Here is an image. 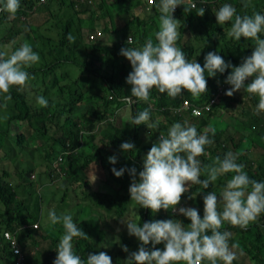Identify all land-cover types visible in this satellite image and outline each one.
<instances>
[{
	"label": "trees",
	"instance_id": "trees-1",
	"mask_svg": "<svg viewBox=\"0 0 264 264\" xmlns=\"http://www.w3.org/2000/svg\"><path fill=\"white\" fill-rule=\"evenodd\" d=\"M51 1L20 0V8L16 13L17 18L15 21H21L18 19L20 15L25 16L33 11L38 10L39 12L48 8ZM85 2L83 0L78 2L70 0L67 3L62 0L60 2L62 5L59 7L62 12L64 5L78 11L76 22L65 20L60 27H55L56 29L51 36L44 37L36 30H33L37 45L31 47L33 51L38 52L45 60H40L38 64L26 69L30 75L35 77L28 82L29 88H22L18 91L16 87H13L10 92L12 99L9 101H4L3 95H0V164H3L5 160L12 163L15 160L19 162L17 156L12 158V155L15 154V149H19V152L24 151L27 146L34 144L32 149L34 157L37 151L40 152L42 150L43 155L40 154V156L48 162L49 171L51 165L52 171V161L61 154V160L57 161V163L62 168L64 176H60L62 180L60 179L55 187L59 192L58 197L55 196V192L51 193L57 200L53 208L57 215L62 211L61 206H59L60 202H64L71 191L75 193L77 187H79L83 189L81 193H89V189L86 188L88 183L84 178L85 176L87 177L88 172L91 173V169L95 165L101 170L100 174L96 172L99 175V178H97L98 182L114 186L122 194L107 196L100 191H93L90 195L96 197L97 201L89 203L90 207L101 209L103 207L107 212V216L105 218L98 212L102 219H110L111 214L116 220L126 219L130 211L128 189L132 182L128 169L135 167L138 174L143 169L146 153L152 144L157 141L159 134L163 133L166 135L167 129L175 122L182 124L187 122L188 125H195L198 133H201L209 125L216 129L214 143L205 147L208 160L205 159L204 155L198 157L202 162V166L209 165L207 161H210L211 158L215 159L219 156L222 159L225 155L224 151L231 150L232 152L242 153L238 157L237 163L245 165L244 171L247 172L250 178L264 181V155L257 153L264 148V112L259 114L255 112L259 102L258 96H252L246 91L240 90L229 97L224 92L211 111L202 112L199 116L190 115L187 111L179 114L173 109L185 100L192 105L198 106L207 102L216 93L217 83L225 80L232 69L227 68L224 73H217L214 77L208 76V73L205 72L208 92L201 95L199 99L193 98L186 90H182L181 96L173 99L166 93H159L153 88L148 102L140 101L133 97V103L129 106L122 102V98L131 95V85L126 83V77L132 70L131 65L130 62L125 61V57L120 55V53L119 55L117 54L118 58L114 60L112 57L116 52L113 47L120 50L122 47H132L133 43H137L136 47H142L148 39H152L154 43L156 42L155 33L159 30L158 18L160 15L156 4L159 3V0H155V3H152L149 7H142V12L145 14L142 17V12L140 15L132 14L131 18L125 21L121 28L113 26L112 30L111 28L107 29L108 27H101L104 32L111 30L117 38L115 42H111V48L95 42L96 40H88L89 42H95L90 44L81 40V21H87L90 29V26L96 24L95 17L103 18L108 16L112 24V16L117 13L114 12L113 7H124V11L127 13L139 4L135 0H111L110 3H107L106 0H100L98 13L96 14L95 9L87 1ZM205 2L203 16L197 15L198 9L202 7L199 3L196 4L195 8L189 6L187 2L176 7L173 15L175 19L179 20L181 25V35L177 40L176 46L182 49L189 61L194 59L202 67L205 62L204 56L210 51L216 52L233 66H239L244 57L251 55L255 46L254 42L245 40L243 37L239 41L229 38L227 32L231 27V22L223 26L217 24L215 12L223 4L230 3L237 9V14L251 15L253 10L264 14V0H251L254 8L248 9L242 6L244 0H205ZM77 5H79V8H76ZM82 14H87L88 16L85 18L81 16ZM11 21L6 18V12H0V31L3 26L10 24ZM48 29L51 31L52 28L48 27ZM93 30L90 29L88 34ZM148 32L150 35H147ZM200 33L204 34V37ZM69 34L74 38L79 36V40L70 42L68 40ZM129 35L134 41L131 44L126 40ZM215 35L219 36L213 37ZM260 35L261 38H264V33ZM4 38H6L5 35L0 33V44ZM9 38H12V35H9ZM39 40L49 41L51 43L50 48L46 50L38 49V46H40ZM87 47L91 52V54L88 53L92 55L91 57H88L83 51ZM75 48L79 49L80 60H78L77 56L72 55ZM0 51H3L1 45ZM98 53H100L102 60H106L109 65L108 68L104 69L106 66L103 65V61L98 65L93 64L94 60H99L96 55ZM107 60L113 61L108 62ZM63 64L68 69L74 66L77 68L83 67L87 70L88 75L85 79H97L99 82L97 90L93 91L95 87L90 83L91 89L83 91V83L78 82V77L74 70L72 72L75 77L72 79L67 69L62 71V77L57 75L54 79L48 78L54 69L61 67ZM96 67L98 68L97 70ZM102 69L103 73L99 71H102ZM60 78L64 81L61 82ZM250 81L251 78L246 80L245 84ZM32 90L48 101L47 107L38 105L37 97L33 98L32 96ZM123 107H127V109L122 113ZM235 107L238 109V114H234ZM145 108L150 111L151 119L149 123L158 122V128L153 129L148 128L145 124L132 125L130 123V119ZM127 110H129L130 114L125 120H122V117L125 118L128 115ZM110 116H118L120 119L119 123L114 124V119L110 120ZM156 118L160 120L157 121ZM214 119H217V121L212 123ZM236 125L246 127V137L241 136L237 140L234 139L235 134L232 130L238 127ZM144 135L148 137V142L142 141ZM211 135L209 133L210 137ZM97 136L98 140L95 139ZM244 137L247 138L248 144L252 146L250 154L246 150L244 141L241 142ZM99 142L101 145H99ZM123 142L133 143L134 149L127 153L123 152L120 149V145ZM138 144L140 145L138 146ZM229 146L230 148H228ZM111 156L117 157L115 164L109 162V157ZM34 167V164H28L16 170L17 182H11L6 178L12 173L6 168H0V264H14L16 257L8 241L4 238L3 233L5 230L10 231L15 236L17 244L23 251L22 264H53L56 258V249L61 236H55L57 234H54V232H51L53 235H49L46 229L42 230L43 224L41 220L44 221L47 218L49 209L43 210L39 208L36 214L25 204L26 198L17 195L18 190L14 186V184H23L24 186V183L27 186H32L36 185L37 181V184L43 187V190L47 189V185L43 182L45 174L38 173L34 177L35 180L28 178L34 172ZM112 168L117 170L124 168L125 171L121 177H116L111 171ZM51 171L50 173L52 174ZM50 173H46V175L49 176ZM230 175L231 173H227L225 177L228 178ZM205 178V176L200 177L201 180ZM225 183V181H216V185L209 192L215 191L219 198ZM190 190L192 191V198L189 201L192 205H200L201 209L198 212L202 218L203 196L207 194V191L206 189H201L200 185H192ZM33 193L38 195L41 192L33 190ZM198 195L202 196L201 200L196 198ZM136 206L138 213L137 222L141 226L144 222L163 220L165 218V215L160 211L152 213L150 209L139 207L137 204ZM74 222L77 223V227L81 231H84L91 238V243L87 239L73 238L74 253L76 255L86 260L89 253L102 251L98 247L97 249L96 245L109 244L111 249L106 251L112 258V264H121L122 257L125 264H129L127 261L128 254L119 247L122 243L116 242V238H106L104 240V236H106L103 230L104 224L92 218ZM35 223H37V226L33 227L32 225ZM51 227L56 228V225ZM224 230L233 234L229 242H235L243 246L241 247L243 252L250 255L257 263L264 264V213L258 217L257 221L250 223L246 229L233 227L225 222L222 231ZM62 233L64 234V231ZM126 238L127 236L123 235L120 238L121 242L128 243ZM46 240L50 241V246L44 251L37 250L36 244ZM139 245L140 241L138 240L135 251ZM162 246L163 243L158 244V247L157 245L154 247L160 248ZM145 247L149 250L153 249L151 243L145 245ZM29 248L31 250L27 252ZM112 248H114V252ZM130 248L132 246L128 247L129 250ZM122 254L125 255L122 256Z\"/></svg>",
	"mask_w": 264,
	"mask_h": 264
},
{
	"label": "clouds",
	"instance_id": "clouds-1",
	"mask_svg": "<svg viewBox=\"0 0 264 264\" xmlns=\"http://www.w3.org/2000/svg\"><path fill=\"white\" fill-rule=\"evenodd\" d=\"M193 1L202 5L197 15L203 16L205 0ZM188 2L191 7H196L191 0ZM152 3L155 0H150V4ZM184 3L185 0H159L156 4L160 13L159 30L155 33L156 42L148 39L140 48L120 49V55L130 62L132 69L126 77V83L131 85V95L124 96L122 102L131 106L133 97L148 102L153 88L173 99L181 96L182 90L199 99L208 92L205 72L214 77L231 68L224 81L231 88L229 86L223 91L225 95L231 97L235 92L244 90L258 96L255 112H264V38L260 35L264 33V14L254 10L251 15L237 14V9L232 4H223L215 12L217 24L223 26L231 22L227 36L235 41H239L241 37L252 40L255 46L251 55L244 57L239 66H233L216 52L210 51L204 56L202 67L194 59L189 61L182 49L176 46L181 35V25L173 14L176 7ZM242 6L245 9L254 8L251 0H244ZM19 8L20 0H0V12L14 17ZM68 40L74 42L75 38L69 34ZM127 41L132 43L130 36ZM39 61L38 53L26 42L15 50L8 48L0 51V95H3L4 101L12 99L10 92L13 87L19 91L35 78L26 69ZM249 78L251 81L245 84ZM36 100L39 106H48V101L43 96H37ZM217 103L218 101L215 104ZM214 106L213 104L212 109ZM209 110L211 111L210 106ZM150 119V111L145 108L132 117L130 123L158 128V122L149 123ZM209 133L212 134L211 137ZM215 133L216 129L211 125L203 133H198L195 125L175 122L167 129L166 135L160 133L157 141L152 144L144 157L143 169L138 174L135 167L128 169L132 178L128 189L130 201L139 207L150 209L152 213L161 209L172 210L190 221L187 226L176 219L144 222L141 226L137 221L123 220L128 234L140 241L134 252H129L126 245H121L122 251L129 253V264H233L238 258L237 252L233 250L237 246H229L233 234L222 229L225 222L233 227L246 229L250 223L257 221L264 213V181L250 178L244 171L245 165L237 163L242 153L230 151L222 159L217 156L211 165L202 166L198 157L205 154L206 146L214 143ZM120 149L127 153L134 149V144L123 142ZM109 162L115 164L117 157H109ZM111 171L116 177H121L125 169L112 168ZM227 173L234 175L227 180L219 199L213 191L203 196L202 218L196 208H177L182 195L192 185H200L201 189H206L210 183ZM201 176L206 178L201 180ZM47 224L53 227L62 224L64 229L53 264H112V258L103 251L89 253L86 260L74 253L73 238L87 239L89 243L91 238L77 227L72 214L57 215L55 209H51L47 213ZM149 243L153 245V250L145 247ZM161 243L162 250L154 247ZM16 251L18 253V249Z\"/></svg>",
	"mask_w": 264,
	"mask_h": 264
},
{
	"label": "rangeland",
	"instance_id": "rangeland-1",
	"mask_svg": "<svg viewBox=\"0 0 264 264\" xmlns=\"http://www.w3.org/2000/svg\"><path fill=\"white\" fill-rule=\"evenodd\" d=\"M61 1L62 0H52L49 3V7L46 9H42L39 12H38V10L33 11V12H31L25 16L20 15L18 17V19L21 20L20 22L15 21L17 18V14H15V16L12 17L8 13H6V18L8 20H12V21L10 24L3 26L1 31H0V33L4 34L6 37L3 39V41L0 44L3 51H5L8 48L15 50V48H18L21 44H23L25 42L29 43L31 46H36L37 42H36V38L34 37L35 35H34L33 30L34 31L36 30L37 32H39L40 35L42 34L44 37H47V36H51L53 31L57 27H60L61 24L65 20H70L71 22L75 23L76 18H77L76 14L78 11L72 10L69 6L64 5V9L62 12L59 9V7L62 5L60 3ZM65 1L67 3L70 2V0H65ZM73 1L78 2L79 0H73ZM85 1H87V3H89L93 9H95L96 14H97L98 13V4H99L100 0H83V2H85ZM106 1H107V3H110L111 0H106ZM135 1L139 5L135 6L132 9V11H129L127 13L124 11L125 10L124 7H121V8L113 7L114 12H117V13L116 14L114 13L112 16V19H113L112 24L110 23L108 16H104L103 18L102 17L101 18L95 17L96 18L95 19L96 24L90 26V29H102L101 27H108L107 29H109V28L112 29L113 26L115 28H121L125 24V21H128V19L131 18L132 14L140 15L142 10H143L142 7H144V6L149 7L151 5L148 2V0H135ZM78 6L79 5H77L76 8H79ZM118 12H119V14H118ZM143 15H145L144 12H142L141 17ZM81 16L86 18L88 15L82 14ZM48 27L52 28L51 31L48 29ZM81 27H82V28H80L81 40H83L84 42H88L89 44L97 42L99 44L102 43L101 45L108 46L109 48H111L112 47L111 42H115L117 40V38L113 34V32H111V30H108L107 32L103 31L102 37H99L100 39L96 38L95 39L96 41L93 40L95 42H89L87 39V34L90 30L88 28L89 27L88 22L85 20L81 21ZM72 31L74 34L73 28H72ZM200 34L202 37H204V34H202V33H200ZM9 35H12V38H9ZM147 35H150V33L148 32ZM218 36L219 35H215L213 37H218ZM77 40H79V36L75 37L74 42ZM194 44H195V42H194ZM39 45L40 46H38V49L46 50L47 48H50L51 43L49 41H40L39 40ZM136 45H137V43H133L132 47L140 48V47H136ZM113 49H115L116 54L112 58L114 60H116L118 58L120 50L116 49L115 47H113ZM78 50L79 49H77V48L73 49L72 55L77 56L78 60H80L81 54ZM61 51H60V53H61ZM83 51L85 52V54H87L88 57L92 56V55L88 54V53L91 54L88 47L84 48ZM36 53H38V52H36ZM38 55H39V53H38ZM96 55L99 57V60H94L95 62L93 64L98 65L101 61H103L102 62L103 65L106 66V67H104V69L108 68L109 67L108 63L106 62V60H102L100 53H98ZM39 56H40V60H45L41 57V55H39ZM107 61L112 62L113 60H107ZM125 61L129 62L126 58H125ZM66 69H67V72H68L69 76L71 77V79L73 77H75L74 73L72 72V70H74L75 74L78 77V82L83 83V86H82L83 91L86 89H91L90 85H89L90 83H92L95 87L93 89V91L97 90L96 88L99 86V82L97 81V79L86 80L85 78L87 77L88 74H87V70H85L83 67L77 68V67L72 66L70 69H68V67H66L63 64L61 67L54 69L48 78L54 79L57 75H60L62 77V71L66 70ZM97 69L98 68L96 67V70ZM99 71L103 73V69H102V71L101 70H99ZM60 80H61V82L64 81L61 78H60ZM219 83H221V81H219L217 84H219ZM29 87H30L29 85H26L24 88L27 89ZM31 93H32L33 98L38 96L37 92L34 90H32ZM252 96H254V95H252ZM4 108H6V107H4ZM126 109H127V107H123L121 112L123 113ZM127 114L128 115L125 118L122 117V120H125L129 116V114H130L129 110H127ZM234 114H238V109L236 107L234 108ZM109 119L110 120L114 119L113 120L114 124H117L120 121L118 116H116V117L110 116ZM156 120L158 121L160 119L156 118ZM216 121H217V119H214L212 121V123H215ZM236 126H238V127H235L232 130V131H234V134H235V136H234L235 140H237V139L241 138V136H245L247 134V130L245 129L246 127H243L240 125H236ZM206 128H208V127H206ZM206 128H204L203 131ZM52 129H51V131H53ZM245 137L241 139V142L244 141V143L246 145V150H247L248 154H250L251 150H252V146H250L248 144L247 138H245ZM95 139L98 140V136ZM148 140L149 139L147 136L144 135L142 137L143 142H145V141L148 142ZM33 145L34 144L27 146L26 150L20 151V152H19V149L18 150L15 149V154L12 155V158H15L17 156L19 162L15 160V162L12 163L11 161L7 162V160H5V162L3 164H0V168L1 167L6 168L10 173H12L10 176L6 177L11 182H14V181L17 182V176L15 173L16 170L21 169L22 167H25L28 164L29 165L30 164L35 165L34 172H32L28 178L34 179V177H36V175L38 173L45 174L43 182L48 187L45 190H43V187H40V185L37 184V181H36V185H32V186L31 185L27 186L26 183H24V186H23V184H18V185L14 184L16 190H18L17 195L19 197L26 198L25 204L28 206L29 209L33 210L37 214V211L39 208L43 209V210H47V209L51 210L55 207L57 200L54 198V196L51 193L55 192V196L58 197L59 192H58V189H55V187L61 179L60 176H64V175L62 173V168L60 166H58L56 159L54 161H52V167H53L52 171H51V165H50V171L52 172V174H51L49 171L48 162L45 161V159L40 156V154L43 155V151L42 150H40V152L37 151L36 156L34 157V153L32 152ZM99 145H101L100 142H99ZM139 145L140 144H138V146ZM228 148H230V146ZM230 151L231 150H226L224 152L227 153ZM233 153H236V152H233ZM257 153L264 155V148H262V150H259ZM204 156H205V159L208 160L207 153H205ZM214 160L215 159L211 158V160L207 161V162L209 165H211L214 162ZM100 171L101 170L99 169V167L94 165L91 169V173L88 172L87 177L85 176L84 180L87 181V183H88V186L86 188L89 189L88 190L89 193L83 194V193H81L83 189L77 187L75 193H73L71 191L69 193V195L65 198L64 202L59 201L60 202L59 206H61V208H62V211L59 215L70 213L73 215L74 221H81V220H85L88 218H92L93 220L97 219L99 222L104 224L103 230L106 234V236H104V240H106V238H109V239L116 238L117 239L116 242L122 243L119 245L120 248H121V245L127 246V244H128L127 247L132 246V248H130L129 252H134L135 251L134 249H136V246L138 243V239L136 237L130 236L128 234L126 224L123 223L122 221L128 220V219L138 221L137 206H136L135 202L130 201V203H129L130 211H129V215L127 216V218L126 219L125 218L124 219H118V220L114 219L115 217H113V214H111L110 219L109 218L108 219H102L100 214H102V216H104L105 218L107 216V212L103 209V207H102V209L97 208V207L92 208L89 205V203H93V201H97L96 197H92L90 195L93 191H100L102 193H105V195H107V196H115L117 194H119V195L122 194V192L118 191V189H116L114 186H109L108 184L98 182L97 178H99L98 177L99 175L97 173L100 174ZM46 173H50V175L47 176ZM55 174H57V175H55ZM233 175H234V173H231V175L228 178H226L224 175L223 177H220L219 180H217V181L227 182V180H230ZM95 180H96V182H95ZM215 185H216V182H214L212 184L210 183L209 187L206 188L207 193L209 192V190L213 189V187ZM33 190L40 191L41 193H39L37 195L36 193H33ZM198 191H199V189H198ZM213 192H215V191H213ZM191 194H192V191L189 188V190L187 192H185L184 195L181 197L180 204L177 205V208H179V207H193V208H196L197 210H200L201 209L200 205H198V204L192 205V203L189 201L190 200L189 197H191ZM196 198L198 200H201L202 196L198 195V196H196ZM51 202H53V203H51ZM196 203H198V202H196ZM159 211L165 215V218L163 220H165V219L180 220L185 224V226H187V224L190 223L188 218L184 217L182 214H179L178 212H175L172 210H164V209H161ZM104 220H106V221H104ZM41 222L43 224L42 230L46 229L49 235H53L51 232H54V234H57L55 236H62L63 235L62 231H64V229H63L62 224H57L56 228H52L50 225L47 224V218H45L44 221L41 220ZM50 229H51V231H50ZM56 230H57V233H56ZM123 235L127 236L126 239L128 240V243L121 242L120 238ZM12 236L16 242L14 235H12ZM111 241H114V240H111ZM233 244H235L237 246L233 250L237 252V257H238L236 260L233 261V264H259V263H257V261L255 259L251 258L250 255L246 254L245 252H243L241 250V247H243V246L238 245L235 242H229L230 247ZM16 245H17L19 251L21 252V255L24 256L23 251L21 250V248L19 247L17 242H16ZM49 246H50V241L46 240V241L40 242L39 244L37 243L35 247L37 248V250L40 249V251H44V249L48 248ZM97 247L106 253H108L107 251H110V249H111V246L109 244L96 245V248ZM157 247H158V244H157ZM160 249L162 250L163 246L160 247ZM30 250L31 249L29 248V250H27V252H29ZM32 250H34V249H32ZM121 250H122V248H121ZM151 250H153V249H151ZM112 251L114 252V248H112ZM109 254L111 255L110 252H109ZM127 254H129V253H127ZM124 255L125 254H122V256H124ZM121 264H125V262L123 261V257L121 258Z\"/></svg>",
	"mask_w": 264,
	"mask_h": 264
},
{
	"label": "built area",
	"instance_id": "built-area-1",
	"mask_svg": "<svg viewBox=\"0 0 264 264\" xmlns=\"http://www.w3.org/2000/svg\"><path fill=\"white\" fill-rule=\"evenodd\" d=\"M45 1L46 0H44V2ZM39 2H41V0H39ZM148 2L150 3V0H148ZM185 2L190 4L188 2V0L185 1ZM191 3L196 4L195 1H193V0H191ZM190 6H191V4H190ZM102 34H103L102 29H94L92 32L87 34V39L89 41H93L96 38L102 37ZM129 36L127 37V40L129 38ZM131 39H132V37H131ZM224 81L225 80H223L219 84V86L217 87L216 93L212 96V98H210V100L208 102L198 106V105H192L190 102L185 100V101H182V103L178 107L173 108L174 111H177L179 114L182 113V112H186L187 111V112H189L190 115L199 116L202 112L210 111L209 110V106L211 107V110H212V106H213V104H215L218 101L219 96L223 93V91L227 87L231 86V85L225 83ZM60 160H61V157H58L57 161H60ZM32 226L36 227L37 223L33 224ZM3 234H4V238L6 239V241H8L10 247L12 248L13 253L16 255L14 264H22V261H23V257L22 256L23 255H21V252L19 251V249H18V247L16 245L17 240L15 242V240L13 239V236H12L13 234L10 233V231H8V230H5ZM17 249H18V253L16 251Z\"/></svg>",
	"mask_w": 264,
	"mask_h": 264
}]
</instances>
